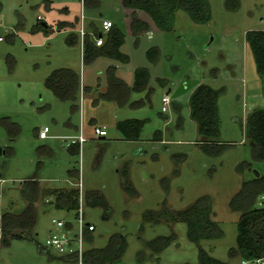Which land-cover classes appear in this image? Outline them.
I'll use <instances>...</instances> for the list:
<instances>
[{
  "label": "rangeland",
  "instance_id": "obj_1",
  "mask_svg": "<svg viewBox=\"0 0 264 264\" xmlns=\"http://www.w3.org/2000/svg\"><path fill=\"white\" fill-rule=\"evenodd\" d=\"M207 1L211 12L207 24H194L177 9L173 30L162 32L149 15L125 8L121 0H1L0 217L18 215L27 207L20 193L24 181L36 177L41 195L31 239H12L7 246L0 242V264H78L46 246L53 219L75 222L77 211L57 210L54 197L45 193L78 188V176L70 177L69 171L78 172L85 221L95 228L86 249H102L111 236L121 234L127 248L117 264H199V248L225 264H241L239 253L230 254L237 249L240 212L229 203L242 183L264 176V161L252 159L251 143L243 133L247 115L264 110V76L257 73L245 42L246 32L264 31V0H238L234 9L228 7L235 5L232 0ZM82 12L86 32L91 22L102 32L103 19L119 29L125 40L120 51L129 57L128 64L107 57L82 62L80 39L73 45L66 42L73 27L58 31L61 24L80 28ZM134 18L148 24L138 38L133 35ZM36 26H46L47 32L35 31ZM153 47L160 50L156 65L146 57ZM111 66L129 83L135 69L146 67L150 72L146 90L131 92L124 107L100 98ZM61 68L74 70L82 84L93 89L84 92L82 104L79 97L76 104L81 109L76 113L70 102L56 100L44 86L48 75ZM200 84L220 90L219 141L231 146L216 157L197 145L201 137L190 117L188 100ZM166 94L179 101L171 102L163 113L161 99ZM81 117L87 141L81 155L71 154L67 143L77 135ZM90 118L106 126L104 139L94 135ZM5 119L17 125V137L9 138L1 123ZM126 119L145 122L138 141L120 140L115 123ZM44 127L49 129L48 139L41 140L37 133ZM243 162L251 166L241 172L238 165ZM125 173L134 195L123 186ZM91 192L100 193L106 206L87 205L85 195ZM201 197L211 200V218L224 236L195 244L187 239L186 225L169 221L168 216ZM171 233L177 239L164 252L152 254L145 246Z\"/></svg>",
  "mask_w": 264,
  "mask_h": 264
},
{
  "label": "trees",
  "instance_id": "obj_2",
  "mask_svg": "<svg viewBox=\"0 0 264 264\" xmlns=\"http://www.w3.org/2000/svg\"><path fill=\"white\" fill-rule=\"evenodd\" d=\"M228 3L230 0H227ZM235 5L228 7L236 8L238 0H232ZM122 5L133 12H145L154 21L158 29L162 32H171L174 28L175 12L177 9L184 10L194 24H207L211 19L210 7L207 0H121ZM51 1H47V5ZM2 2L0 0V12ZM67 25L61 24L58 31ZM73 26V25H71ZM46 29L43 26H36L35 31ZM133 35L138 36L148 30V24L137 18L132 22ZM98 31L95 33L98 35ZM78 41L77 34L70 33L66 42L70 45ZM11 42V41H10ZM125 40L118 28L112 26L105 36L101 47L95 46L88 36L83 41V63L90 64L98 57L115 59L122 64L129 63V57L121 53L120 49ZM245 42L250 49L257 73L264 76V31H248L245 34ZM146 57L151 65H156L160 58V50L153 47L147 50ZM133 85L129 87L116 75V67L111 66L106 70L107 90L100 94V98L106 102H115L124 107L129 104L131 92H142L146 90L150 72L147 68H137L133 72ZM164 83L163 80H159ZM44 86L49 90L54 98L60 102H70L71 112L79 110L77 106L78 96L81 87L80 76L71 69L54 70L44 81ZM89 90V89H87ZM220 90H216L207 84H200L191 93L188 105L190 117L197 125V132L201 137L197 145L203 153L216 157L224 153L231 145L222 144L220 137V120L218 110V98ZM7 129L9 138L18 136L19 128L11 123L9 119L1 122ZM145 122L138 119H126L118 121L116 128L125 141H138ZM244 137L251 143L254 161H264V110L256 109L247 115L243 128ZM39 148V150L43 149ZM71 148V147H70ZM69 149V148H68ZM78 154V150L76 152ZM2 154L0 149V155ZM250 164L243 162L238 165V170L249 169ZM125 190L127 194L134 195V191L127 183L128 174H124ZM70 177L78 176V172H70ZM57 192V193H56ZM22 198L27 202V207L18 215L5 213L0 217V242L7 246L12 239H31L32 232L37 224V213L35 204L38 202L41 189L36 177L26 180L20 187ZM45 193L55 195L54 207L57 210H76L78 190L70 189L64 192L49 191ZM264 193V176H257L251 181L242 183L240 190L230 200V208L240 212L237 222L236 250H231L230 254L239 253L242 260H251L264 256V208L255 207L259 195ZM87 205L103 206L105 204L103 196L98 192H91L85 195ZM106 209L109 210L108 207ZM211 200L208 197L197 199L191 206L178 212L176 215L168 216L169 221L184 223L187 227L188 241L198 244L202 240H219L224 236V232L219 225L211 218ZM147 219V220H146ZM145 221L151 220L144 217ZM160 220L156 219L155 224ZM86 242L92 241V233H86ZM176 234L168 236H157L145 243V246L152 254L164 252L175 240ZM127 248V243L121 234L110 237L106 247L102 249H86L83 253V264H117L121 262ZM68 262H77L73 257H65ZM143 258V255L140 256ZM199 264H225L212 257L202 248L198 249Z\"/></svg>",
  "mask_w": 264,
  "mask_h": 264
},
{
  "label": "built area",
  "instance_id": "obj_3",
  "mask_svg": "<svg viewBox=\"0 0 264 264\" xmlns=\"http://www.w3.org/2000/svg\"><path fill=\"white\" fill-rule=\"evenodd\" d=\"M84 17L81 16V24L78 30L79 38L81 44L83 45V41L85 37L88 35L84 29L83 25ZM113 26V24L109 20H103L101 22L102 32L98 35L94 34V44L97 47H101L103 45V38L102 35L108 33L109 29ZM103 33V34H102ZM101 35V36H99ZM2 38L0 37V41ZM83 96H80V102L82 104ZM161 102L162 112L167 113L168 106L171 103V99L169 96L165 95L162 97ZM81 109V106H80ZM94 135L97 137H105L107 135L106 130L104 128L94 127L93 129ZM48 127H44L42 130L38 132V138L41 140H45L48 138ZM69 140V139H68ZM87 141L84 128H83V121L81 117L80 127L78 129L77 135L70 139L67 143V148L76 146L78 149V154L81 155L82 146ZM79 182H78V197H77V208L75 211V222L68 223L63 220H55L53 219L52 225L53 229L51 231L50 236L46 240V246L50 249L56 251V253L65 256V257H73L76 259L78 264H82L83 253L85 252L86 248V233H93L95 230L94 226L90 223L85 221L84 217V210H83V193H82V185L80 181V177L78 175ZM255 207L257 208H264V193L259 195L256 200ZM241 264H264V256L256 259L251 260H242Z\"/></svg>",
  "mask_w": 264,
  "mask_h": 264
},
{
  "label": "crops",
  "instance_id": "obj_4",
  "mask_svg": "<svg viewBox=\"0 0 264 264\" xmlns=\"http://www.w3.org/2000/svg\"><path fill=\"white\" fill-rule=\"evenodd\" d=\"M81 16H83L84 17V13L82 12V14H81ZM81 18V17H80ZM103 20H108V19H103ZM102 20V21H103ZM101 21V22H102ZM67 26H71V25H73V24H66ZM83 25H84V29H85V17H84V19H83ZM66 26V27H67ZM88 26H89V28H90V30L89 31H87V36L90 38V40H91V42L92 43H94V37H93V35L98 31L97 30V28H96V26L91 22V23H89L88 24ZM71 27H73V32H71V33H74L75 35L77 34V36H78V40L80 39L79 38V33H78V30H79V26H77V24L76 25H73V26H71ZM100 28H101V24H100ZM62 30H60V32L61 31H64L65 30V28H61ZM101 30H102V28H101ZM86 31V30H85ZM99 33L98 34H100L101 32H100V30L98 31ZM93 34V35H90V34ZM107 34V33H106ZM106 34H105V36H106ZM102 38H103V40H105V37L102 35ZM2 41V40H1ZM0 41V42H1ZM80 49H81V53H82V58H83V45L80 43ZM82 62H83V60H82ZM116 67V66H115ZM146 68V67H145ZM65 69H70V68H65ZM72 70V69H71ZM116 70H117V67H116ZM74 71V70H73ZM116 75H117V71H116ZM121 80H123L129 87H132V85H133V81H134V77H133V80H132V82L131 83H129L128 81H126V80H124L122 77H120L119 75H117ZM80 81H81V87H80V92H79V96H78V99H79V97L81 96V94H82V96L84 95V92H90V93H92L93 92V89H92V87L91 86H88V87H85L83 84H82V80H81V76H80ZM87 89H89V90H87ZM106 90H107V88H106ZM105 90V91H106ZM89 93V94H90ZM167 95V94H166ZM171 99V102L173 103V102H175V103H177L179 100L178 99H174L173 100V98H170ZM129 102H130V100H129ZM93 104H95V101L93 102ZM80 109V108H79ZM118 119V118H117ZM82 121H83V119H82ZM90 123H91V125H92V127H99V128H104L105 130H106V126L105 125H99L98 124V122H97V120L95 119V118H90L89 120H88ZM118 122V121H117ZM116 122V123H117ZM116 123H115V125H116ZM75 131L76 132H78V129L75 127ZM38 132H39V130H38ZM37 136H38V133H37ZM107 136V135H106ZM101 139H104V137H100ZM48 139V138H47ZM46 140V139H45ZM119 140V139H118ZM120 140H124L123 139V137H120ZM161 142L163 143V140H161ZM76 149H77V147L76 146H73V147H71V148H69L68 149V152L69 153H71V154H75V152H76ZM78 150V149H77ZM68 174H70V171L68 172ZM76 190H77V188H75ZM58 190V189H57ZM57 190H53V191H57ZM69 190V189H68ZM68 190H65V191H68ZM58 192H64V191H58ZM57 193V192H56ZM53 197L55 198V195H53Z\"/></svg>",
  "mask_w": 264,
  "mask_h": 264
},
{
  "label": "water",
  "instance_id": "obj_5",
  "mask_svg": "<svg viewBox=\"0 0 264 264\" xmlns=\"http://www.w3.org/2000/svg\"><path fill=\"white\" fill-rule=\"evenodd\" d=\"M99 36H101V35H99Z\"/></svg>",
  "mask_w": 264,
  "mask_h": 264
}]
</instances>
